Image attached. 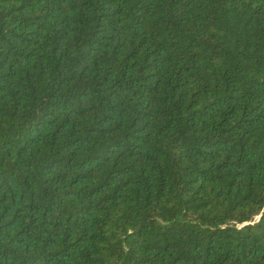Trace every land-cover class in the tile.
<instances>
[{
	"label": "trees",
	"instance_id": "trees-1",
	"mask_svg": "<svg viewBox=\"0 0 264 264\" xmlns=\"http://www.w3.org/2000/svg\"><path fill=\"white\" fill-rule=\"evenodd\" d=\"M0 264H264V0H0Z\"/></svg>",
	"mask_w": 264,
	"mask_h": 264
}]
</instances>
